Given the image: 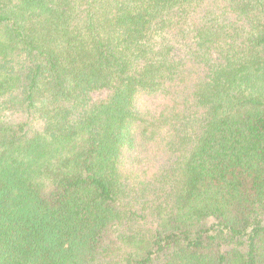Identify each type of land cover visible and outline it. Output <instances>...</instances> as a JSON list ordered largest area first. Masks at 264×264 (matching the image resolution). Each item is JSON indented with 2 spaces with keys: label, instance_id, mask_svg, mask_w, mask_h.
<instances>
[{
  "label": "trees",
  "instance_id": "trees-1",
  "mask_svg": "<svg viewBox=\"0 0 264 264\" xmlns=\"http://www.w3.org/2000/svg\"><path fill=\"white\" fill-rule=\"evenodd\" d=\"M0 264H264V0H0Z\"/></svg>",
  "mask_w": 264,
  "mask_h": 264
}]
</instances>
